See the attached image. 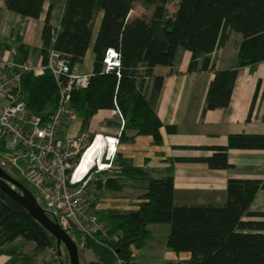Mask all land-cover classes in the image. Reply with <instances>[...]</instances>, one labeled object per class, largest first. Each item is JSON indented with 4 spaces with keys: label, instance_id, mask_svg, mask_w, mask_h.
Here are the masks:
<instances>
[{
    "label": "trees",
    "instance_id": "16d2710c",
    "mask_svg": "<svg viewBox=\"0 0 264 264\" xmlns=\"http://www.w3.org/2000/svg\"><path fill=\"white\" fill-rule=\"evenodd\" d=\"M171 1L65 0L58 28L50 23L49 10L42 33L44 64L52 48L73 65L82 62L93 42L96 19L101 11L104 13L93 43L96 58L89 85L74 91L71 98L83 128L101 110L118 108L126 119L121 141L127 140V131L136 130L161 144L163 124L155 111V100L163 76L154 73L155 67H174L180 51H190V71L215 70L207 107L216 109L229 106L241 67L264 62V0H178L174 12H170L167 4ZM137 2L153 7L152 14L130 19ZM44 5L45 0H6L9 10L32 18L43 14ZM232 33L242 35L239 64L216 69L210 55ZM108 48L118 50L120 67L106 72L103 58ZM29 53L30 47L21 44L20 64L27 61ZM202 55L205 58L200 66ZM149 78L153 79L150 94L146 90ZM58 97V83L50 70L38 75L22 73L20 98L30 113L48 119L57 107ZM230 149L264 150V134H231L227 145L214 147L211 156L197 160L215 169L229 168ZM116 163L120 171L105 181L97 180V187L120 192L134 185L144 190L143 201L135 211L107 210L98 214L109 224L113 239L109 243L86 241V247L98 258L91 264H116V254L135 264L132 248L147 243L151 237L148 225L152 223L170 226L167 246L176 252L191 253L185 264H264V211L251 209L256 194L264 190V178L229 179L224 204H178L172 175L156 178L119 154ZM47 213L52 217L53 213ZM20 237L33 241L37 251L52 248L58 256L63 255V249L59 255L56 238L0 189V251Z\"/></svg>",
    "mask_w": 264,
    "mask_h": 264
},
{
    "label": "crops",
    "instance_id": "0c3cea01",
    "mask_svg": "<svg viewBox=\"0 0 264 264\" xmlns=\"http://www.w3.org/2000/svg\"><path fill=\"white\" fill-rule=\"evenodd\" d=\"M59 1V2H58ZM58 2V3H57ZM45 0L44 12L39 18L24 16L9 10L6 0H0V67L5 64H20L19 47H30L26 62L38 68L44 65L42 33L46 17L50 11V23L58 28L65 6V0ZM141 2L130 11L129 18L148 17ZM103 12L96 19L93 42L82 62L76 63L79 72L93 73L96 55L93 43L99 31ZM242 35L232 33L224 45L211 55V63L216 69L232 68L239 64V44ZM205 56H200L199 64ZM191 52L182 49L174 67L157 66L156 75L163 76L162 86L155 100V111L162 121L161 144H156L150 135L127 131V140L121 141L119 155L134 166L143 167L156 178L174 177V200L178 204H224L228 199V180L231 178H264V150L230 149L228 160L231 167L215 169L198 158L211 156L212 148L228 144L231 134H264V62L241 67L227 107L209 109L207 107L215 70L190 71ZM41 74V73H40ZM153 88V79L146 84L147 93ZM6 100L0 97V108ZM100 118V126L98 125ZM109 121L116 123L109 125ZM120 118L115 110H101L83 128L82 118L72 123L70 131L81 130L116 134ZM67 126V127H70ZM173 128L170 131L169 128ZM131 189L110 192L117 195L114 209L121 212L139 209L144 190L134 185ZM110 202L100 204L105 211L111 210ZM256 212L264 211V190H260L251 204ZM151 237L140 248H132L135 264H185L190 259L189 252H176L167 246L170 226L160 223L148 225ZM17 238L3 246L0 251V264H52L55 252L52 248L37 251L33 241L21 243L13 250L11 245L20 241ZM25 239V238H23ZM81 248V247H79ZM84 251L81 264L97 262L98 258L90 248ZM63 263V260L59 261Z\"/></svg>",
    "mask_w": 264,
    "mask_h": 264
},
{
    "label": "built area",
    "instance_id": "2783aa9c",
    "mask_svg": "<svg viewBox=\"0 0 264 264\" xmlns=\"http://www.w3.org/2000/svg\"><path fill=\"white\" fill-rule=\"evenodd\" d=\"M103 64L106 72L119 68L118 50L108 48ZM46 69L57 80L59 97L56 109L44 120L29 112L20 98V90L23 72L38 75ZM91 76V73L79 72L77 64L73 65L53 48L48 62L38 68L24 62L5 64L0 70V97L6 100V105L0 108V166L6 171L18 169L30 183L45 192L55 207L52 217L81 248L86 247L87 240L109 243L113 239L109 224L94 209L88 189L97 180L105 181L107 176L120 171L116 159L126 125L117 108L120 125L116 134L70 131V125L79 119L71 106L72 93L87 88ZM99 138L103 145L94 150L88 162V153ZM76 232L79 239L75 238ZM134 257L135 254L133 260ZM116 264L134 263L116 254Z\"/></svg>",
    "mask_w": 264,
    "mask_h": 264
},
{
    "label": "water",
    "instance_id": "95a60500",
    "mask_svg": "<svg viewBox=\"0 0 264 264\" xmlns=\"http://www.w3.org/2000/svg\"><path fill=\"white\" fill-rule=\"evenodd\" d=\"M0 189L10 198L20 203L47 231L57 240L59 255L62 248L68 252L70 264H81L78 243L60 226L56 219L50 217L38 202L34 193L20 180L9 174L0 166Z\"/></svg>",
    "mask_w": 264,
    "mask_h": 264
},
{
    "label": "rangeland",
    "instance_id": "374dc122",
    "mask_svg": "<svg viewBox=\"0 0 264 264\" xmlns=\"http://www.w3.org/2000/svg\"><path fill=\"white\" fill-rule=\"evenodd\" d=\"M57 2V0H56ZM59 2V1H58ZM57 2V3H58ZM178 0H172L171 2H169L167 4L168 10L170 12H174L176 5H177ZM142 5H144L146 7L145 12L148 13L150 11V7L151 6H147L145 5L143 2H141ZM153 9V7H151ZM1 70V67H0ZM99 119V123L98 125L100 126V118ZM22 165V163H21ZM7 172L9 174H11L12 176H14L15 178H17L18 180L22 181L36 196L38 202L41 204V206L50 213H54L55 212V207H53L49 201L47 200L46 194L45 192L40 189L39 187H37L36 185H34L33 183H30L27 178L24 176V174L19 171L18 169H7ZM127 189H131L130 186H126ZM88 193L90 195L91 201H92V205L94 206V209L96 210L97 214H100V212L105 211L103 208H100V204L105 203V202H110L111 206V210H118V209H114L113 207H115L114 205L117 204V195L115 194H110V192H107L106 190H100L95 184L91 185L88 189ZM165 225V224H163ZM80 235L76 232L75 233V238L79 239ZM29 243L28 240L21 238L20 241L16 242L15 244L11 245V248H13V250L15 248H17L19 246V244L21 243ZM65 247H63V255L62 256H58L57 255V251L55 250V260L53 261L52 264H59L60 260H63V263L66 262V264H70V260H69V256L66 252V249H64ZM80 249V255L81 257H83L84 255V251Z\"/></svg>",
    "mask_w": 264,
    "mask_h": 264
},
{
    "label": "bare ground",
    "instance_id": "6f19581e",
    "mask_svg": "<svg viewBox=\"0 0 264 264\" xmlns=\"http://www.w3.org/2000/svg\"><path fill=\"white\" fill-rule=\"evenodd\" d=\"M102 145H103V141L101 140V138H99L98 140H97V142H96V144H95V146H94V148L88 153L89 155H88V162L90 161V159H91V157L93 156V152H94V150H98L99 148H101L102 147ZM87 159V158H86Z\"/></svg>",
    "mask_w": 264,
    "mask_h": 264
}]
</instances>
